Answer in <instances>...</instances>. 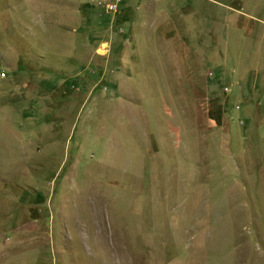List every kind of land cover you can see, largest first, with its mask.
I'll use <instances>...</instances> for the list:
<instances>
[{"label": "rangeland", "instance_id": "374dc122", "mask_svg": "<svg viewBox=\"0 0 264 264\" xmlns=\"http://www.w3.org/2000/svg\"><path fill=\"white\" fill-rule=\"evenodd\" d=\"M0 264H264V0H0Z\"/></svg>", "mask_w": 264, "mask_h": 264}, {"label": "built area", "instance_id": "2783aa9c", "mask_svg": "<svg viewBox=\"0 0 264 264\" xmlns=\"http://www.w3.org/2000/svg\"><path fill=\"white\" fill-rule=\"evenodd\" d=\"M126 0H93L95 6L100 7L107 13H117Z\"/></svg>", "mask_w": 264, "mask_h": 264}, {"label": "crops", "instance_id": "0c3cea01", "mask_svg": "<svg viewBox=\"0 0 264 264\" xmlns=\"http://www.w3.org/2000/svg\"><path fill=\"white\" fill-rule=\"evenodd\" d=\"M122 75V74H121ZM130 78V77H129Z\"/></svg>", "mask_w": 264, "mask_h": 264}]
</instances>
